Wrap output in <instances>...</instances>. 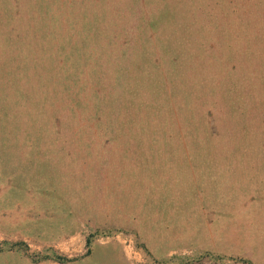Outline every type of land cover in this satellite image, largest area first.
I'll use <instances>...</instances> for the list:
<instances>
[{
    "label": "rangeland",
    "instance_id": "374dc122",
    "mask_svg": "<svg viewBox=\"0 0 264 264\" xmlns=\"http://www.w3.org/2000/svg\"><path fill=\"white\" fill-rule=\"evenodd\" d=\"M125 161L194 212L264 177V0H0V264H137Z\"/></svg>",
    "mask_w": 264,
    "mask_h": 264
},
{
    "label": "crops",
    "instance_id": "0c3cea01",
    "mask_svg": "<svg viewBox=\"0 0 264 264\" xmlns=\"http://www.w3.org/2000/svg\"><path fill=\"white\" fill-rule=\"evenodd\" d=\"M129 104L125 107L127 114L133 111ZM142 164L138 162L139 167L132 168L135 164L124 162V198L121 199L124 235L136 242L137 264H236V260L264 264V177L255 182L245 177L235 178L226 194L232 190L239 196L237 201L227 199L215 211L203 206L201 211L194 212L190 205L187 208L184 201L179 202L183 196L166 194L168 197L164 199L160 194L163 183L151 179L152 173L146 172ZM150 182L158 183L151 187ZM199 233L195 244V234ZM194 249L202 252L208 249L210 253L189 258Z\"/></svg>",
    "mask_w": 264,
    "mask_h": 264
},
{
    "label": "built area",
    "instance_id": "2783aa9c",
    "mask_svg": "<svg viewBox=\"0 0 264 264\" xmlns=\"http://www.w3.org/2000/svg\"><path fill=\"white\" fill-rule=\"evenodd\" d=\"M124 244L131 247L133 254L137 253L138 249L137 246L134 244L133 238L124 235Z\"/></svg>",
    "mask_w": 264,
    "mask_h": 264
},
{
    "label": "trees",
    "instance_id": "16d2710c",
    "mask_svg": "<svg viewBox=\"0 0 264 264\" xmlns=\"http://www.w3.org/2000/svg\"><path fill=\"white\" fill-rule=\"evenodd\" d=\"M249 264H252L251 262H249Z\"/></svg>",
    "mask_w": 264,
    "mask_h": 264
}]
</instances>
